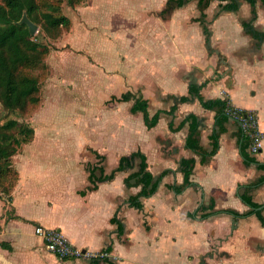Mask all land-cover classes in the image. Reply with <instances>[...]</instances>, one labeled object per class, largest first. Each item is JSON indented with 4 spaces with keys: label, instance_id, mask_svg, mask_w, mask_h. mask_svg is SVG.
Listing matches in <instances>:
<instances>
[{
    "label": "crops",
    "instance_id": "0c3cea01",
    "mask_svg": "<svg viewBox=\"0 0 264 264\" xmlns=\"http://www.w3.org/2000/svg\"><path fill=\"white\" fill-rule=\"evenodd\" d=\"M166 1L160 0L155 11L164 10ZM221 4L224 2L211 1L205 10L210 32L208 42L196 20L199 16L196 0L168 10L167 19L157 20L161 26L151 33V39L133 40V70L129 72L128 87L110 97L125 91L139 92L147 100L149 115H153L158 110H169L173 104L171 96L187 95L191 83H203L200 93L205 98L226 99L230 106L256 115L261 133L260 148L257 154L248 153L259 164H264V39L252 37L242 25L250 22L255 30L264 32V2L257 0L252 6L239 0L236 11L223 10ZM138 43L145 47H138ZM119 104L128 106L124 112L130 113L133 122L122 121L123 124L120 120L118 127L98 131L100 145L87 155L88 164L97 162L93 151L107 158L103 147L108 142L105 138H113L125 129L124 133L133 135V145L128 150L130 153L139 150L145 156L147 170L154 176L168 170L155 193L141 199L142 209L129 206L128 197L140 190L139 186L124 185V178L131 172L129 168L122 178L116 173L112 180L98 183L95 190L81 195L90 184L88 173L84 172L78 184L80 188H75L71 182L74 188L57 191L52 195L54 203L51 206H45L44 202L41 206L56 209L57 203L77 200L81 201L78 209L85 216H69L46 223L52 219L37 213L21 214L20 200L26 202L30 198L21 194L19 178L18 188L11 194V205L16 210L12 214L18 217L10 218L7 226L17 230L14 234L22 247L17 250L15 242L6 237L0 240L9 242L12 247L11 250L0 249V264H94L89 258L63 260L46 250L42 239L34 233L33 226L37 225L59 230L81 250L97 252L110 245L109 257L115 264H264V226L256 215L234 217L221 213L201 219L199 212L193 216L195 210L211 198L215 201V209L230 208L239 213L249 210L237 195L238 185L255 182L264 175V169L257 168L256 163L243 162L237 138L239 123L232 118L226 120L216 153L206 163H201V157L185 147L187 125L171 131L169 123L176 127L187 114H195L202 124L200 144L209 149L213 110L203 108L193 99L179 103L173 114L162 113L156 125L147 128L140 112H130L132 101H111L108 109L113 115H119L113 112L118 110ZM182 158L195 160L190 175L193 184L177 193L171 186L183 181L179 170ZM117 162L118 159L113 168ZM133 163L138 165L137 160ZM103 168L108 173L104 164ZM78 189L81 190L77 193ZM15 191L20 195L19 202ZM249 194L252 201L263 205L264 182ZM261 213L264 217V207ZM113 216L122 223V234L111 223ZM30 224H33L30 236L34 239L28 241L26 228L21 229V226ZM43 249L47 252L45 258L41 256ZM14 253H20L19 260L13 257ZM80 259L84 261L79 262Z\"/></svg>",
    "mask_w": 264,
    "mask_h": 264
},
{
    "label": "rangeland",
    "instance_id": "374dc122",
    "mask_svg": "<svg viewBox=\"0 0 264 264\" xmlns=\"http://www.w3.org/2000/svg\"><path fill=\"white\" fill-rule=\"evenodd\" d=\"M159 1L36 0L38 22L32 21L36 29L29 35L46 49L39 65L22 71L36 78L38 100L16 111H10L0 103V132L17 133L15 128L5 130L2 127L9 120L27 124L33 129L32 139L22 144L11 157L13 168L19 172L20 192L27 194L26 198L31 201L19 202L20 195L15 191L18 202L22 204L21 214L37 213L52 219L46 223L69 216H85L78 209L81 201L57 203L56 209L42 208L41 202L51 206L54 203L52 195L57 191L80 188L78 184L90 162L87 155L90 156L91 150L100 145L97 143L101 140L97 137L98 131H110L118 127L120 120L133 122L130 113H126L128 116L124 112L128 107L126 104H119L118 110L113 111L118 112V116L110 112V95H118L128 87L129 72L133 70V40L151 39L152 32L161 26L157 20L167 19L169 12L163 9L160 13L155 11ZM58 16L67 17L68 24L51 26V18ZM137 45L145 47L144 44ZM125 131L123 129L113 138H105L108 142L103 147L107 158L104 154L102 165L107 172L120 156L130 153L128 149L133 145V135ZM135 160L138 165L133 163V168L128 170L130 173L139 169L140 161L134 159L133 162ZM125 173H117V177L122 178ZM12 178L9 173L3 180L4 184ZM71 182H74V187L70 186ZM15 188L17 190L18 187ZM11 201L7 191L0 192V240L4 237L13 240L18 250L22 245L14 234L17 230L7 226L9 215L15 210ZM32 226H21V229L26 228L28 241L34 239L30 236ZM43 251L41 256L45 258L47 252ZM13 257L19 260L21 255L14 253Z\"/></svg>",
    "mask_w": 264,
    "mask_h": 264
},
{
    "label": "trees",
    "instance_id": "16d2710c",
    "mask_svg": "<svg viewBox=\"0 0 264 264\" xmlns=\"http://www.w3.org/2000/svg\"><path fill=\"white\" fill-rule=\"evenodd\" d=\"M189 0H167L164 11L172 10L174 8L185 5ZM214 0H196V6L199 11V16L196 20L201 24L203 33L205 35V41L208 42L209 30L207 28L205 18V10L209 6L210 2ZM224 2L221 4L223 10L236 11L239 8V0H217ZM252 6L257 0H244ZM264 2V0H261ZM37 2L36 0H0V103L10 111H16L25 109L29 105H33L38 100V84L36 78L22 71L23 68L33 69L41 63V58L45 53V47L31 39L28 28L25 24H20L19 20L22 17L23 12L27 17L33 21L38 22L37 18ZM253 19H255V11L253 10ZM50 24L53 27H60L61 25L68 24V19L65 16H58L51 18ZM243 27L246 32L252 37L263 40L264 32L255 30L251 23H243ZM31 73V72H30ZM202 84L191 83L188 87V94L179 97L171 96L173 104L169 110H158L153 115H149L147 109V100L137 92L131 91L122 92L119 96L112 95L111 101L125 102L132 101L130 107L131 113L140 112L142 114L143 122L147 128H151L156 125L159 117L162 113L173 114L177 109L179 103H184L196 99L203 108L214 111V124L209 135L210 148H204L200 144V129L201 121L193 113L187 114L180 123L174 127L172 122L169 123L171 131H177L183 126L187 125L188 131L185 137V147L198 154L201 159V163H206L218 149V139L223 132L225 122L228 118L236 120L232 116V111L237 110L241 114H244L246 110L236 109L228 103V100L222 98H205L200 90ZM5 130L15 128L16 134H9L5 131L0 132V192L3 194L6 191L8 196L12 200V190L17 185L19 180V172L13 168L11 157L17 152L18 148L25 143H28L33 137V129L27 125L19 123L15 120L7 121L3 126ZM239 142V153L243 159V162L256 163L257 168L264 169V164H259L255 157L248 153L249 137L244 132L239 124V130L237 134ZM96 164H88L86 169L88 173L89 185L80 194L84 195L86 191H92L97 188L98 183L107 182L114 178L115 174L120 171H125L133 167V160L139 159V169L137 172L128 174L123 182L126 187L139 186L140 190L135 195H130L127 199L129 206L136 209H142V198H147L155 193L158 183L162 177L168 172L163 170L160 174L154 176L149 170L145 162V156L138 150L128 155H122L118 158L116 167L110 172L105 173L102 161L104 156L93 151ZM194 158H182L179 161V170L183 175V181L179 185H172L171 188L175 192H181L185 187L193 184L190 180V175L194 167ZM11 173L12 181L8 184H4L3 180ZM264 182V175L260 176L255 182L246 184H239L237 188L238 197L249 207V210L243 213H239L230 208L215 209V201L213 198L209 200L207 204L200 205L193 216L201 212L200 218L206 219L216 214H229L234 217H246L249 215H256L262 226H264V217L262 215V209H257L261 206L252 201L250 192L256 189ZM11 192V194H10ZM13 211V210H12ZM10 218H17L18 216L9 215ZM111 223L117 226L119 234L123 232L122 223L113 216ZM0 249L11 250L12 247L7 241H0ZM102 251L110 252L111 246H107ZM64 258L63 260H67ZM94 264L104 262L106 264H115L113 260L108 256L102 259L94 258L90 260Z\"/></svg>",
    "mask_w": 264,
    "mask_h": 264
},
{
    "label": "built area",
    "instance_id": "2783aa9c",
    "mask_svg": "<svg viewBox=\"0 0 264 264\" xmlns=\"http://www.w3.org/2000/svg\"><path fill=\"white\" fill-rule=\"evenodd\" d=\"M232 116L239 121L241 128L249 137L248 151L251 154H257L260 148L261 133L257 126L256 115L251 111H246L241 114L237 110L232 111ZM34 233L38 235L43 242L44 247L49 252L53 253L60 259H78V258H89L102 259L108 257L109 253L106 251L90 252L87 250H81L73 246L62 233L54 228H44L42 226H35Z\"/></svg>",
    "mask_w": 264,
    "mask_h": 264
},
{
    "label": "water",
    "instance_id": "95a60500",
    "mask_svg": "<svg viewBox=\"0 0 264 264\" xmlns=\"http://www.w3.org/2000/svg\"><path fill=\"white\" fill-rule=\"evenodd\" d=\"M19 23L25 24L30 34H33L35 32V29H36L35 24L32 21H30L25 14L21 17V19L19 20ZM263 207H264V204L258 207L257 209H261Z\"/></svg>",
    "mask_w": 264,
    "mask_h": 264
}]
</instances>
